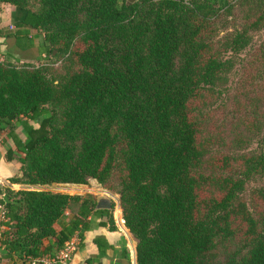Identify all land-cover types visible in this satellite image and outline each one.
<instances>
[{
  "label": "trees",
  "instance_id": "1",
  "mask_svg": "<svg viewBox=\"0 0 264 264\" xmlns=\"http://www.w3.org/2000/svg\"><path fill=\"white\" fill-rule=\"evenodd\" d=\"M0 1L24 13L4 36L41 37L0 59L5 158L37 186L1 191V260L80 244L96 201L45 187L93 179L120 195L136 264H264V0Z\"/></svg>",
  "mask_w": 264,
  "mask_h": 264
},
{
  "label": "crops",
  "instance_id": "2",
  "mask_svg": "<svg viewBox=\"0 0 264 264\" xmlns=\"http://www.w3.org/2000/svg\"><path fill=\"white\" fill-rule=\"evenodd\" d=\"M23 11L14 5L0 1V57L3 55L12 59L20 60L34 58L38 54L36 46L24 48L27 43L34 44L40 42L41 37L31 30L28 36H4L5 33L16 29V24L22 21ZM96 199V207L94 213L85 219L86 229L83 231V239L79 240L76 248L71 254L67 264H136L135 261V245L136 240L131 233L120 222V211L116 218L114 214L115 206L106 208L98 204ZM110 200V199H109ZM111 201V200H110ZM112 203V202H111ZM112 214L113 226L108 222L107 215ZM117 216V215H116ZM98 239V243H95ZM0 264H8L6 259H0Z\"/></svg>",
  "mask_w": 264,
  "mask_h": 264
},
{
  "label": "rangeland",
  "instance_id": "3",
  "mask_svg": "<svg viewBox=\"0 0 264 264\" xmlns=\"http://www.w3.org/2000/svg\"><path fill=\"white\" fill-rule=\"evenodd\" d=\"M133 1L134 0H132V2ZM229 21H230V18H229ZM241 25L242 24L237 17V19L232 24H229L228 28L223 30L219 36H221V37L225 36L226 37L227 33L238 31L240 29ZM252 41H254L255 44H263V46H264V27H261L260 30H258L255 34H253ZM247 50H248V48L245 50H241V52H237L236 54H233L231 51H229V52L224 53V56H231L234 58H238L239 60H236L238 62L244 58ZM262 56H264V51L262 52ZM0 59H3L5 61H9L11 63H21L24 61V60L19 61L20 59H18V58L10 59L4 55L2 58L0 57ZM27 61L35 63V64L36 63L39 64L40 62L43 63V62L48 61V59L42 60L40 62H37L35 60H27ZM233 66L234 67L230 71V74H229V81H230L229 84L230 85H231L232 81L235 82V80L239 76V69H240L239 63L234 64ZM31 123L34 125L33 122H31ZM35 126H36V124H35ZM5 131L6 130L0 129V178L2 181V184L0 185V193H1V191H4L6 188H10L12 190L36 189L35 187H37V186H30V185H26L23 183H17V182H14L12 180V178H14L16 175H19V176L21 175V172L19 170L20 163L18 162V154H16V153L13 155V160L6 161V158H5V153H6V149H7L6 145L11 146L12 148H14V146L11 143V141L5 137ZM16 131H17L18 135L22 139H24V134H23V130L21 129V127H16ZM3 139H6V144H3ZM248 149L249 150H256V149L258 150V149H260V144H258L256 141H254V142H252V144L250 145V147ZM28 186H30V188ZM45 188H47L51 191L67 193L70 195H79L80 197H83V198H87V197L90 198L91 197V199L94 201H96V199L99 195L102 197L109 198L106 195V193L114 194L117 197L119 195V194L115 193L116 192L115 190H109V189L103 188L96 180H93V179H88V183H86V184H51V185L46 186ZM118 202H119V197H118ZM111 205L114 206V203L112 202ZM70 208L65 210L63 217L66 219H68L69 217H71L73 215L72 210ZM74 208H76V206H74ZM114 210L116 213V214H114L115 217L116 218L118 217L117 213L120 211V217H118V219L119 218L122 219L121 209H118V210L114 209ZM123 223H124V220H123Z\"/></svg>",
  "mask_w": 264,
  "mask_h": 264
},
{
  "label": "built area",
  "instance_id": "4",
  "mask_svg": "<svg viewBox=\"0 0 264 264\" xmlns=\"http://www.w3.org/2000/svg\"><path fill=\"white\" fill-rule=\"evenodd\" d=\"M2 184L1 178H0V185ZM31 186V185H30ZM30 186H28L30 188ZM21 187V186H20ZM37 188V187H35ZM106 195L110 198V200L114 203L115 208H119V202L118 197L114 194L106 193ZM3 196V193H0V198ZM1 207V206H0ZM0 218H2V215L0 214ZM120 219V218H119ZM116 219V220H119ZM120 222L123 223V220L120 219ZM78 242L77 237H73L70 241L65 243V246L58 252V254L54 257H41V258H31L30 263L36 264V263H43V264H67V262L71 258V254L76 248V244Z\"/></svg>",
  "mask_w": 264,
  "mask_h": 264
},
{
  "label": "water",
  "instance_id": "5",
  "mask_svg": "<svg viewBox=\"0 0 264 264\" xmlns=\"http://www.w3.org/2000/svg\"><path fill=\"white\" fill-rule=\"evenodd\" d=\"M129 1H132V0H129ZM118 197H120V195H118ZM98 204H101V206L106 207V208L111 207V201L109 200V198H106V197H101L98 200ZM131 235L136 240L135 236L133 234H131Z\"/></svg>",
  "mask_w": 264,
  "mask_h": 264
}]
</instances>
